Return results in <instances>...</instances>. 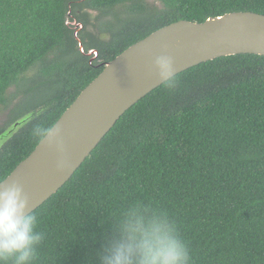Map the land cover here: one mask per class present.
<instances>
[{
    "label": "trees",
    "instance_id": "trees-1",
    "mask_svg": "<svg viewBox=\"0 0 264 264\" xmlns=\"http://www.w3.org/2000/svg\"><path fill=\"white\" fill-rule=\"evenodd\" d=\"M155 1L0 0V108L17 100L0 130L13 126L0 147V182L41 140L34 127L53 126L131 44L181 19L264 14V0ZM89 10L114 22L90 34ZM78 39L84 52L98 51L96 60ZM175 79L126 110L32 211L44 236L33 264H102L133 204L167 214L191 264H264V56L218 57Z\"/></svg>",
    "mask_w": 264,
    "mask_h": 264
},
{
    "label": "water",
    "instance_id": "water-1",
    "mask_svg": "<svg viewBox=\"0 0 264 264\" xmlns=\"http://www.w3.org/2000/svg\"><path fill=\"white\" fill-rule=\"evenodd\" d=\"M78 43L82 53H93L90 63L97 58L96 49L84 52L80 39ZM240 53L264 56V14L234 11L202 22L181 19L158 28L104 62L102 71L53 124L60 129L63 152L47 139L40 140L0 185L19 183L29 200L28 211L35 210L73 175L126 110L163 83L155 67L157 57H171L176 75L202 62ZM11 128L2 134L8 136ZM61 160L62 167H57Z\"/></svg>",
    "mask_w": 264,
    "mask_h": 264
},
{
    "label": "clouds",
    "instance_id": "clouds-1",
    "mask_svg": "<svg viewBox=\"0 0 264 264\" xmlns=\"http://www.w3.org/2000/svg\"><path fill=\"white\" fill-rule=\"evenodd\" d=\"M155 67L163 82L174 88L171 57H157ZM33 135L63 152L59 128L37 125ZM62 165L58 161L57 167ZM28 209V197L19 183L0 185V264H33L44 236L36 230L37 216ZM119 233V239L105 250L102 264H191L188 245L173 222L148 205L127 207L119 216Z\"/></svg>",
    "mask_w": 264,
    "mask_h": 264
},
{
    "label": "rangeland",
    "instance_id": "rangeland-1",
    "mask_svg": "<svg viewBox=\"0 0 264 264\" xmlns=\"http://www.w3.org/2000/svg\"><path fill=\"white\" fill-rule=\"evenodd\" d=\"M147 3L148 4H150L151 6H154V7H157V6H159V3L157 2V1H155V0H147ZM123 9V16L124 17H126L125 15V13H124V8H122ZM89 13H90V16H89V19H88V21H89V23L86 25V27H85V31H88V33H90V34H95L96 36H98L99 35V30H98V27H97V25L99 24V23H105L104 21H113L114 22V18L112 17V16H106V17H104V18H102V20L100 21L97 17V12L96 11H91V10H89L88 11ZM99 20V21H98ZM82 29V28H81ZM90 56H93V53L90 55ZM94 60H96V59H94ZM11 91V93L13 94L14 92H15V89L14 88H11L10 89ZM16 101L17 100H14L12 103H11V105L9 106V108H12L14 105L13 104H15L16 103ZM13 105V106H12ZM9 108H6V109H1L0 108V130H1V128L4 126L3 124H4V122L7 120V118H8V113H9ZM7 130V129H6ZM5 130V131H6ZM4 131V132H5ZM1 134V133H0ZM6 138H7V135L6 134H1L0 135V147H1V144L6 140Z\"/></svg>",
    "mask_w": 264,
    "mask_h": 264
}]
</instances>
